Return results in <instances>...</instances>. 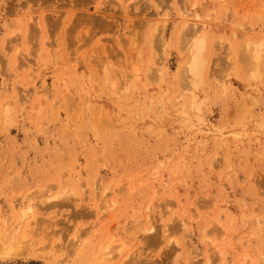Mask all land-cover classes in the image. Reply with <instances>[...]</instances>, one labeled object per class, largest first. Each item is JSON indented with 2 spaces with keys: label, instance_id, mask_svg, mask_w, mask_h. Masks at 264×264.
<instances>
[{
  "label": "rangeland",
  "instance_id": "374dc122",
  "mask_svg": "<svg viewBox=\"0 0 264 264\" xmlns=\"http://www.w3.org/2000/svg\"><path fill=\"white\" fill-rule=\"evenodd\" d=\"M0 245L264 264V0H0Z\"/></svg>",
  "mask_w": 264,
  "mask_h": 264
},
{
  "label": "bare ground",
  "instance_id": "6f19581e",
  "mask_svg": "<svg viewBox=\"0 0 264 264\" xmlns=\"http://www.w3.org/2000/svg\"><path fill=\"white\" fill-rule=\"evenodd\" d=\"M197 47V46H196ZM199 48V47H198ZM202 48V47H201ZM195 54V53H194ZM199 55H201V54H199ZM199 55H197V57L195 58V60H194V63L192 62L191 63V69L193 70L194 68H196V67H198V64L200 63V58H201V56H199ZM200 58H199V57ZM191 61V60H190ZM186 70H187V68H186ZM199 73H201V71H199L198 72V75H200ZM1 246V245H0ZM11 250V249H10Z\"/></svg>",
  "mask_w": 264,
  "mask_h": 264
}]
</instances>
